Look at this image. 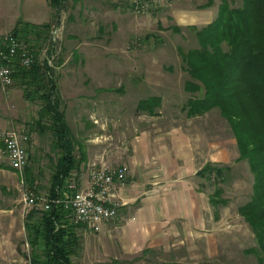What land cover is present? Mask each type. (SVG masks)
I'll return each mask as SVG.
<instances>
[{"label": "rangeland", "instance_id": "1", "mask_svg": "<svg viewBox=\"0 0 264 264\" xmlns=\"http://www.w3.org/2000/svg\"><path fill=\"white\" fill-rule=\"evenodd\" d=\"M133 1L135 4L136 0H68L52 33L35 47L42 60L50 48L55 52L51 66L67 105L66 121L78 158L80 152L102 148L92 142L103 138L106 143H116L120 151H128L131 138L142 129L182 126L192 130V138L199 145L206 140L234 139L219 108L196 117L183 109L190 97L184 88L190 75L179 49L199 46L189 25L208 24L198 21L208 19L205 10L214 7V2L219 10L221 0H170L139 12ZM204 4L208 6L201 8ZM231 4L241 6L242 0H231ZM217 7L213 8L216 13ZM176 25L181 31L174 30ZM35 41L31 35L27 43L33 46ZM0 93L4 103L8 101L0 110L10 123L5 129H24L31 138L26 168H31L35 180L29 188L46 198L60 150L50 130L40 131L34 125L41 101L26 100L23 88L15 81L8 91ZM151 95L162 96L158 112L138 111V101ZM141 113L146 116L139 117ZM26 168L22 173L0 168V264H25L29 254L24 228L28 211L24 210L21 192L22 180L29 185ZM230 168L224 182L211 176L206 179L207 193L222 187L221 197L227 200L217 209L213 206L214 211L223 212V238L217 241L214 256L195 246L152 248L148 253L125 251L119 233H112L107 241L103 228L97 232L80 226L81 248L73 257L75 264H264L248 252L257 245L256 238L238 211L251 198L254 174L246 160L237 158ZM86 171L87 167L75 171L80 184Z\"/></svg>", "mask_w": 264, "mask_h": 264}, {"label": "trees", "instance_id": "2", "mask_svg": "<svg viewBox=\"0 0 264 264\" xmlns=\"http://www.w3.org/2000/svg\"><path fill=\"white\" fill-rule=\"evenodd\" d=\"M49 1L54 9L51 21L43 24L19 21L12 31L26 42L31 35L36 40L32 42L33 46L30 45L35 54L33 64L28 68L16 67L14 81L23 88L26 100L41 101L38 117L34 121L36 128L40 131L50 130L56 137L55 144L60 155L56 160L48 197L62 199L68 190L69 177L79 163L55 71L48 62L54 50L50 48L48 57L42 60L35 49L52 33L68 0ZM206 6L208 4L200 5L201 8ZM189 27L195 32L199 46L188 50L179 49L185 69L190 75L184 87L190 97L183 109L191 116H196L219 108L221 115L228 120L236 139L238 159L246 160L254 174L251 198L238 211L251 226L256 238L257 245L248 249V252L254 253L262 263L264 0H242L241 6H232L231 0H221L218 15L212 22L202 27ZM174 30L181 31V27L176 25ZM161 104L162 96L152 95L140 99L136 108L140 112L156 114ZM0 167L11 168L5 162H0ZM226 169L231 168L208 163L198 171V175L208 179L211 176L224 182ZM26 179L32 188L35 179L30 167L26 168ZM223 192L222 187H217L210 195L209 201L215 209L220 204H227V200L222 198ZM69 213L61 202L52 203L46 210L31 209L27 213L24 227L32 264H75L73 257L81 248V236L79 227L71 222ZM219 216V212L215 211V217L218 219Z\"/></svg>", "mask_w": 264, "mask_h": 264}, {"label": "crops", "instance_id": "3", "mask_svg": "<svg viewBox=\"0 0 264 264\" xmlns=\"http://www.w3.org/2000/svg\"><path fill=\"white\" fill-rule=\"evenodd\" d=\"M212 6L205 10L208 19L198 22L209 23L217 17L218 12L213 9L217 4L214 2ZM53 14L49 0H0V30L12 32L19 21L43 24L51 21ZM7 104L0 93V110ZM141 115L146 116L141 113L139 117ZM9 124L0 114V129ZM98 142L92 145H102V148L80 152L79 158L76 155L79 164L75 171L87 167L83 182H78L75 171L69 179L74 178L81 188L87 186L90 168L95 164L128 166L126 182L116 184V194L123 205L117 218L103 225L107 241L112 233H119L125 251L148 253L152 248L195 246L209 257L214 256V251L218 252L217 241L223 238V217H214V207L209 201L214 192L207 193V178L198 175V171L208 163L230 166L239 157L235 138L206 140L199 145L194 142L191 129L172 126L151 131L142 129L131 138L128 151H120L116 143H106L104 138ZM228 171L225 170V177ZM222 213L220 211L219 215Z\"/></svg>", "mask_w": 264, "mask_h": 264}, {"label": "built area", "instance_id": "4", "mask_svg": "<svg viewBox=\"0 0 264 264\" xmlns=\"http://www.w3.org/2000/svg\"><path fill=\"white\" fill-rule=\"evenodd\" d=\"M170 0H136L134 7L137 12ZM55 52L49 58L51 60ZM35 54L32 47L12 32L0 30V90L8 91L14 84L15 68H28L34 62ZM31 138L25 130L15 128L0 129V162L8 163L15 171L22 173L29 162V144ZM128 166L112 167L106 164H95L90 168L87 186L79 188L74 178L68 181V190L62 199L39 197L26 186L22 180L21 192L24 210L49 209L54 202L63 203L70 211L73 224L100 231L106 221L118 216L123 205L116 194V184L123 185L128 175ZM27 243V242H26ZM29 254L25 264H32Z\"/></svg>", "mask_w": 264, "mask_h": 264}]
</instances>
